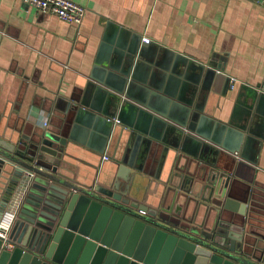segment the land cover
<instances>
[{
  "label": "water",
  "instance_id": "obj_1",
  "mask_svg": "<svg viewBox=\"0 0 264 264\" xmlns=\"http://www.w3.org/2000/svg\"><path fill=\"white\" fill-rule=\"evenodd\" d=\"M133 38L129 53L118 52L105 34L84 94L69 104L76 120L95 123L98 143L86 144L65 126L46 130L30 145L0 138V233L8 234L7 240L0 237V264H259L250 260L260 258L253 255L243 223L220 217L210 226L192 225L158 205L148 209L139 204L145 198L129 183L132 159L114 157L118 168L97 185L82 186L60 169L71 143L105 154L111 138L118 137L114 119L147 147L163 140L190 155L238 152L246 159L248 145L264 138L254 120L264 107V88L242 85V107L236 106L226 122L215 120L205 113V102L220 67L162 48L177 67L165 75L171 83L163 86L148 73L153 67L148 62L161 65L151 59L161 46ZM175 164L173 184L183 183V190L213 206L231 208L228 180L214 165L182 162L181 156ZM16 188L20 193L12 202ZM247 201L241 206L243 220Z\"/></svg>",
  "mask_w": 264,
  "mask_h": 264
},
{
  "label": "crops",
  "instance_id": "obj_2",
  "mask_svg": "<svg viewBox=\"0 0 264 264\" xmlns=\"http://www.w3.org/2000/svg\"><path fill=\"white\" fill-rule=\"evenodd\" d=\"M72 1L88 9L81 26L40 13L22 0H0V138L7 142L30 145L46 130L63 126L86 144L99 142L101 133L95 123L76 120L78 115L69 104L84 94L106 33L108 44L118 52L129 53L135 35L142 44L161 46L151 58L161 65L148 62L153 64L148 73L163 86L171 83L168 77L177 67L162 55V48L219 66L220 74L212 80L205 102V113L215 120L228 121L239 102L245 101L239 99L242 85L264 88V0ZM109 22L114 25L107 28ZM254 120L264 135V107ZM114 128L118 137L111 138L103 155L71 143L60 164L64 175L82 186L98 180L105 183L118 168L114 157L132 159L129 183L148 202L139 204L148 209L158 205L192 225L210 226L220 217L229 224L243 223L246 238L253 242V255L260 258L249 259L264 264V138L248 145L243 159L238 152L181 153L163 140H153L147 147L116 119ZM180 156L182 162L210 163L226 175L228 181L223 183L227 181L231 208L213 206L200 194L183 190V183H172ZM8 184L7 180L3 188ZM17 188L12 202L20 193Z\"/></svg>",
  "mask_w": 264,
  "mask_h": 264
},
{
  "label": "built area",
  "instance_id": "obj_3",
  "mask_svg": "<svg viewBox=\"0 0 264 264\" xmlns=\"http://www.w3.org/2000/svg\"><path fill=\"white\" fill-rule=\"evenodd\" d=\"M24 3L35 8L38 12L44 14H52L73 25L81 26L84 17L88 11L85 6H82L72 0H22ZM146 43H150L149 38H144ZM232 82H236L235 78H232ZM234 86V85H233ZM119 123L120 121L116 119ZM106 160L109 157L105 156ZM0 237L8 239L7 233H0ZM10 248L12 246L10 245Z\"/></svg>",
  "mask_w": 264,
  "mask_h": 264
}]
</instances>
